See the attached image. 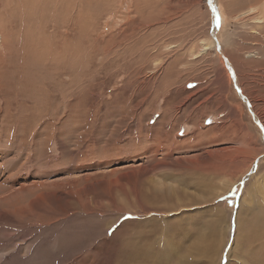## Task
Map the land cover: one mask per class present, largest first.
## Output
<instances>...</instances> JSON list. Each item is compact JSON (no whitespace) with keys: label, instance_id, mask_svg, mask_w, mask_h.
I'll return each mask as SVG.
<instances>
[{"label":"rangeland","instance_id":"374dc122","mask_svg":"<svg viewBox=\"0 0 264 264\" xmlns=\"http://www.w3.org/2000/svg\"><path fill=\"white\" fill-rule=\"evenodd\" d=\"M263 2L0 0V264H264Z\"/></svg>","mask_w":264,"mask_h":264},{"label":"bare ground","instance_id":"6f19581e","mask_svg":"<svg viewBox=\"0 0 264 264\" xmlns=\"http://www.w3.org/2000/svg\"><path fill=\"white\" fill-rule=\"evenodd\" d=\"M263 5H264V2L262 3ZM242 13H245V14H248V15H250V14H254L253 15V18H254V21L252 22V27H254L255 29V32H256V34H258V36L261 38V37H263L264 38V8H260V7H258L257 5H253V6H250L248 9H246L245 11H243ZM249 19H250V17H249ZM251 20V19H250ZM253 31V30H252ZM253 36H254V34H253ZM254 37H256V35L254 36ZM255 40H256V38H255ZM258 40L259 39H257V42H254L256 45L258 44V43H260V42H258ZM261 40V39H260ZM217 43V42H216ZM207 47H202V50L201 51H204L205 49H206ZM240 50H241V48L240 47H238ZM260 48L262 49V50H260ZM238 49V50H239ZM224 50V49H223ZM256 50H258V54H261V57L263 56L264 57V48H262V46L261 47H259V49H255V51ZM253 51V50H252ZM251 51V52H252ZM225 53V52H224ZM255 53V52H254ZM260 57V58H261ZM255 108V107H254ZM198 143V142H197ZM198 164V163H197ZM202 166V165H201ZM203 171V170H202ZM263 224V223H262ZM262 224L260 225L261 227H262V231L264 230V225L262 226ZM248 225H250V222H249V224ZM164 227V226H163ZM249 227V226H248ZM253 228V227H252ZM254 229H255V227H254ZM251 230V229H250ZM250 230H248V232L250 231ZM245 231H247V230H245ZM247 233V232H246ZM252 234V233H251ZM165 236V235H164ZM246 236V235H245ZM249 235H247V237H248ZM251 236V235H250ZM246 238V237H245ZM253 238V237H252ZM246 242V241H245ZM259 253V252H258ZM259 262L260 261H262L261 259H257ZM264 260V259H263Z\"/></svg>","mask_w":264,"mask_h":264},{"label":"snow or ice","instance_id":"6c2138e0","mask_svg":"<svg viewBox=\"0 0 264 264\" xmlns=\"http://www.w3.org/2000/svg\"><path fill=\"white\" fill-rule=\"evenodd\" d=\"M208 3L211 4L212 3V0H208ZM213 13H215V9L213 8ZM217 24L219 23V19L217 17L216 21H215Z\"/></svg>","mask_w":264,"mask_h":264}]
</instances>
